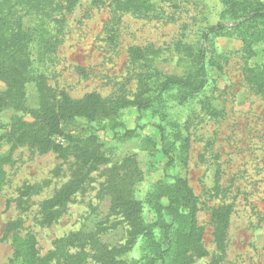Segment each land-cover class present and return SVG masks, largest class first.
<instances>
[{
  "label": "rangeland",
  "instance_id": "rangeland-1",
  "mask_svg": "<svg viewBox=\"0 0 264 264\" xmlns=\"http://www.w3.org/2000/svg\"><path fill=\"white\" fill-rule=\"evenodd\" d=\"M17 1L14 17L31 36L33 62L21 89L25 107L1 109V126L10 128L17 117L34 119L41 93L33 77L40 73L51 94H96L108 108L121 98L137 99L145 83L152 89L145 95L154 99L145 109L125 105L64 124L78 138H95L100 158L92 165H82L75 149L62 157L1 141L0 264H31L26 252L15 254L17 241L29 236L41 264H105L97 257L104 248L125 250L118 258L137 261L147 244L131 235L115 202L117 190L138 200L141 218L152 224L153 204L176 176L187 178L200 202L198 220L210 255L194 264H206L213 254L222 256V264H264V94L257 91L258 81L264 82V35L258 33L251 44L244 39L238 26L247 12L235 10L243 16L238 18L233 0H53L59 7L45 9V23L43 10L29 0H9ZM217 24L225 28L212 31ZM40 36L47 38V49ZM134 47L145 51L142 58L131 53ZM202 47V90L171 86L160 94L157 86L165 76L194 79ZM157 48L158 55H146ZM6 90L0 78V95ZM167 152L175 159L171 166ZM78 172L84 177L79 190L46 223L42 202ZM216 208L227 217L221 246L215 240ZM12 221L20 223L7 231Z\"/></svg>",
  "mask_w": 264,
  "mask_h": 264
},
{
  "label": "trees",
  "instance_id": "trees-1",
  "mask_svg": "<svg viewBox=\"0 0 264 264\" xmlns=\"http://www.w3.org/2000/svg\"><path fill=\"white\" fill-rule=\"evenodd\" d=\"M33 7H37L38 11L43 10V22L46 23L49 14L45 11L47 7H59L58 3L54 6L53 0H29ZM15 4H11L9 0H0V78L7 83V90L0 95V110L7 106L25 107L23 102L22 85L25 80L30 77L31 64L33 62L29 51L31 36L22 29V25L17 23L15 15L17 10ZM242 9L247 12L249 17L244 20L252 22V26L242 22L238 27L244 30L245 40L251 44L258 33L264 35V24L260 26L261 19H264V3L251 0H233L231 10L234 14ZM237 15V14H236ZM238 18L243 17L242 14L237 15ZM50 24V22H48ZM251 29L248 31V26ZM217 26V27H216ZM212 27V31L216 28L224 29L225 26L217 24ZM47 30L49 28L45 27ZM247 31V32H246ZM39 41L48 48V40L45 36L39 38ZM160 48L154 49L153 52H146V55L153 53L158 55ZM131 53L142 58L145 51L142 48H132ZM164 55V54H160ZM200 65L195 72L194 79L183 78L180 76H165L160 79L158 89L159 93H163L171 86L186 87L189 92L195 93L204 87L206 83V57L205 47L199 50ZM153 60V59H152ZM151 61V60H150ZM37 81L39 91L41 93V106L38 110L33 111L34 119L29 121L23 117H17L10 128L0 125V143L3 139L11 141L14 145L29 144L37 147L41 152L54 150L59 152L62 157H67L72 149H75L76 155L81 158V164L84 166L94 164L99 158L94 137H88L85 140L66 132L64 124L75 120L78 117L94 118L98 115H109L114 109L125 105H134L139 109H145L151 105L154 97L151 94L145 95L152 91L147 83L144 84L145 92L135 100L121 98L114 102V106L108 108L107 100L96 94H89L83 98H72L65 91L50 93V88L46 84L45 75L37 74L33 77ZM156 87V89H157ZM257 91L264 94V82L259 80L257 83ZM63 136L64 142L58 141V137ZM95 145V146H93ZM168 155L167 166H171L175 159L174 156ZM0 161V188L5 178V173L1 168ZM90 167V166H89ZM174 182L168 186L155 200L153 207L156 220L152 224H146L140 215V202L129 198L125 195V190H117L115 202L122 206L124 216L131 226V235H139L145 239L147 249L141 259L124 260L118 258V255L125 250H98V258L103 260L105 264H194L199 258L210 255L204 246V232L199 224L198 213L200 211L199 198L194 189L189 184L186 177L176 176ZM84 177L81 172L76 177L64 184L51 197L46 198L42 204V212L44 221L51 223L59 216V211L77 192L83 182ZM230 206V204H228ZM215 219V240L221 246L225 239L227 228L226 212L221 208H216L213 213ZM20 222L12 221L7 224V231H12L18 227ZM71 239L69 243H73ZM15 246V254L17 257L22 256L26 252L25 257L31 259V264H41L42 259L37 256L35 251L34 236H29L22 241H17ZM58 246L55 250H58ZM75 257L74 255H71ZM222 256L213 254L206 264H222Z\"/></svg>",
  "mask_w": 264,
  "mask_h": 264
}]
</instances>
